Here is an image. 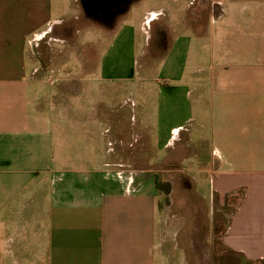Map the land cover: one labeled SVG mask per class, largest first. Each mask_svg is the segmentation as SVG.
I'll list each match as a JSON object with an SVG mask.
<instances>
[{"label":"crops","instance_id":"1","mask_svg":"<svg viewBox=\"0 0 264 264\" xmlns=\"http://www.w3.org/2000/svg\"><path fill=\"white\" fill-rule=\"evenodd\" d=\"M138 1L84 53L102 48L99 83L142 90L108 113L58 91L66 2L0 0V264H213L218 246L264 264V0H141L160 6L134 25ZM163 182L187 195L171 220Z\"/></svg>","mask_w":264,"mask_h":264},{"label":"rangeland","instance_id":"2","mask_svg":"<svg viewBox=\"0 0 264 264\" xmlns=\"http://www.w3.org/2000/svg\"><path fill=\"white\" fill-rule=\"evenodd\" d=\"M57 1H62V0H57ZM66 3L65 5V11H67V17L68 19H71L72 23L71 24H63V25H58L56 28H54L58 39L64 38L66 36H70L67 41L71 43V46L74 48L73 54L72 52L70 53L68 50L66 51V54L64 55H59L58 54V62L60 60H63L64 57H66L65 61V69H67L66 73L68 72V78H74L72 83L67 85L66 83H62L61 86L58 87V91L61 92L62 94L69 93L67 97H74V101L72 102L71 109H77L79 108V105L85 109H87L88 112H95V111H100V112H108L112 111L113 108L112 106L116 107L115 104L118 103V105L121 104L120 109H128L127 107L125 108V105L121 100L124 99V97H141L140 91L138 88V83L137 87L135 89L134 85H119L114 83H107V84H101L99 83L100 78V73H99V61H100V51L104 46H107V38H102V35H105V29H110L115 21L123 14L120 13L114 18H111L108 22H103L101 21V24L99 21L97 22L94 19L89 18V20H85L84 16H81L80 14V7L81 3L80 0H78V6L76 5L77 2L75 0H64ZM141 0L137 2V5L133 8L134 14H133V19L132 22L134 25H137L140 18L141 14L145 9H156L160 6V4H152V5H146L140 3ZM177 3L174 6V12H176V16L180 13H182V10L185 8H189L190 5L189 3L192 2V0H176ZM156 2V1H155ZM140 3V4H139ZM68 4V5H67ZM78 7V8H77ZM82 8V7H81ZM119 10H122L123 8H126V6H119ZM115 8V11L118 9ZM128 8V7H127ZM171 10V9H170ZM82 13H84L83 9L81 10ZM111 12V11H110ZM85 15V13L83 14ZM86 16V15H85ZM115 20V21H114ZM86 23H85V22ZM88 21V23H87ZM103 26L105 29L103 30L101 27ZM143 34V33H142ZM72 35V36H71ZM104 39V40H103ZM103 41V42H102ZM82 45V48H81ZM80 46V47H79ZM102 47L98 53H95L96 55L94 56L93 61H91L89 58L84 55L85 51L87 48L89 49H94L95 52H97V47ZM155 49H158L155 46ZM195 50H193L194 52ZM201 54L200 58L202 61H208L207 60V51L206 48L197 52V55ZM79 55L82 56V61L79 59ZM158 55V54H157ZM156 57V54H139L138 55V69H136L137 74H135L134 80L136 81H141V79L146 76L147 73H151L150 69L147 67L148 63L152 62L153 57ZM196 55L192 54V59ZM154 57V58H155ZM199 57V56H198ZM196 58V57H195ZM63 63L64 61H60ZM141 85H144V82H141ZM57 97H62L58 93ZM78 97V98H77ZM79 97H82L79 98ZM111 97H115L113 100ZM61 98H58V101H61ZM117 105V106H118ZM139 110V108H138ZM139 112V111H138ZM91 115V114H90ZM110 125L106 122L104 127L102 126V129L104 130L105 133V150L111 152L113 148L115 149V144L113 143V140L111 139L110 134L108 133V128ZM138 141L139 136H138ZM166 186H164V185ZM162 185L164 186L163 189H167L168 191H171V194L168 195V198L163 199V202L166 205V202L168 204L167 212L169 215V219H173L176 216L177 213V208L179 205L182 204V196H187L186 193H184L181 189V185L179 183L173 182V183H168V182H163ZM186 200V198H185ZM237 203L231 204L229 209H234V205ZM226 222L222 220L221 222H217V235L215 236L217 239L221 237L222 232L225 229ZM217 261L213 264H247L242 261H240V258L236 257H230L227 258L223 253L220 252V247H217ZM227 259V260H226ZM229 259V260H228Z\"/></svg>","mask_w":264,"mask_h":264},{"label":"water","instance_id":"3","mask_svg":"<svg viewBox=\"0 0 264 264\" xmlns=\"http://www.w3.org/2000/svg\"><path fill=\"white\" fill-rule=\"evenodd\" d=\"M125 1L127 0H80V3L88 18L99 22H108L124 11V9L119 10L118 7L121 6V2ZM115 8L118 9L115 11Z\"/></svg>","mask_w":264,"mask_h":264}]
</instances>
